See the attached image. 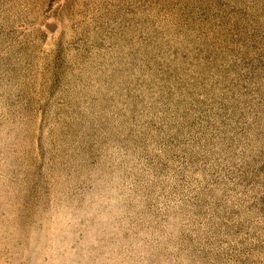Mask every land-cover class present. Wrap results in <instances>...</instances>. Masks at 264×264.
Instances as JSON below:
<instances>
[{
	"label": "rangeland",
	"instance_id": "374dc122",
	"mask_svg": "<svg viewBox=\"0 0 264 264\" xmlns=\"http://www.w3.org/2000/svg\"><path fill=\"white\" fill-rule=\"evenodd\" d=\"M0 264H264V0H0Z\"/></svg>",
	"mask_w": 264,
	"mask_h": 264
}]
</instances>
